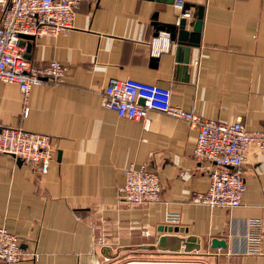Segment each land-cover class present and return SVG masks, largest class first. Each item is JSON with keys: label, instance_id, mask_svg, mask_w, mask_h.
Segmentation results:
<instances>
[{"label": "crops", "instance_id": "0c3cea01", "mask_svg": "<svg viewBox=\"0 0 264 264\" xmlns=\"http://www.w3.org/2000/svg\"><path fill=\"white\" fill-rule=\"evenodd\" d=\"M175 1L83 2L67 33L26 41L31 67L55 61L66 69L60 84L31 88L24 105L17 85L0 83V129L46 135L54 149L46 174L0 154V228L38 254L16 264H264V153L249 148L239 207L195 204L212 168L192 156L194 129L157 111H148L146 128L101 105L110 80L131 79L169 88L172 105L203 119L239 118L250 132L264 129V0H182L188 31L203 8L199 47L169 40L156 56L152 40L166 34L155 38L152 23L182 19ZM129 166L157 174L156 202L118 200ZM167 213L179 214L180 223L165 224ZM249 220L261 225L258 255L244 254Z\"/></svg>", "mask_w": 264, "mask_h": 264}, {"label": "built area", "instance_id": "2783aa9c", "mask_svg": "<svg viewBox=\"0 0 264 264\" xmlns=\"http://www.w3.org/2000/svg\"><path fill=\"white\" fill-rule=\"evenodd\" d=\"M87 1L90 0H0V83L17 85L24 96V105L31 88L60 84L66 76V69L55 61L43 67H31L25 57V46L21 45L22 37L40 39L67 33L81 4ZM173 8L179 18H191L182 0H176ZM168 42L169 37L164 34L163 39L152 40L153 54L158 56L167 52ZM198 65V62H194V66ZM101 105L120 119L143 121L146 128L149 125L148 111L186 121L197 134L193 158L212 168L208 175L207 192L196 195L192 202L226 209L241 205L246 187L240 168L251 146L264 153V129L250 132L239 118L231 123L203 119L172 105L169 88L131 79L110 80ZM23 113L26 117L27 107ZM0 154L33 164L40 174L48 172L54 159V149L48 136L18 128L0 129ZM123 176V186L118 190V200L122 204L137 207L159 199L161 187L155 172L145 166H129L123 170ZM164 222L177 225L180 215L167 213ZM246 225L244 254L258 255L262 236L260 222L249 220ZM37 258L35 251L22 248L18 236L0 228V263L35 262ZM104 261L108 262L109 259L105 258Z\"/></svg>", "mask_w": 264, "mask_h": 264}, {"label": "water", "instance_id": "95a60500", "mask_svg": "<svg viewBox=\"0 0 264 264\" xmlns=\"http://www.w3.org/2000/svg\"><path fill=\"white\" fill-rule=\"evenodd\" d=\"M145 1H152V0H145ZM186 10V8H185ZM202 20H203V8H198L197 18L194 23V26L191 31H188L187 28V21L186 19H178V21L174 24H161L157 21L152 23V26L155 29L154 37H158L160 33H165L168 35L169 40L172 43H176L178 46L186 47L188 49L197 48L200 44V31L202 28ZM35 39L29 36L22 37V46L27 47V51L29 50L30 43ZM27 58V56L25 55ZM142 104L143 102L140 101ZM19 162L21 160L17 159ZM217 244V248H226V244L224 242H216L212 241V245ZM126 264H200V263H155V262H128Z\"/></svg>", "mask_w": 264, "mask_h": 264}, {"label": "rangeland", "instance_id": "374dc122", "mask_svg": "<svg viewBox=\"0 0 264 264\" xmlns=\"http://www.w3.org/2000/svg\"><path fill=\"white\" fill-rule=\"evenodd\" d=\"M176 262H180V263H199V261L195 258H183V259H178V260H175Z\"/></svg>", "mask_w": 264, "mask_h": 264}, {"label": "trees", "instance_id": "16d2710c", "mask_svg": "<svg viewBox=\"0 0 264 264\" xmlns=\"http://www.w3.org/2000/svg\"><path fill=\"white\" fill-rule=\"evenodd\" d=\"M126 264V263H125Z\"/></svg>", "mask_w": 264, "mask_h": 264}]
</instances>
